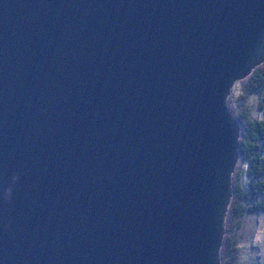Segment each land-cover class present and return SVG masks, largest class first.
<instances>
[{
	"label": "water",
	"instance_id": "95a60500",
	"mask_svg": "<svg viewBox=\"0 0 264 264\" xmlns=\"http://www.w3.org/2000/svg\"><path fill=\"white\" fill-rule=\"evenodd\" d=\"M263 60L264 0H0V264H220Z\"/></svg>",
	"mask_w": 264,
	"mask_h": 264
},
{
	"label": "trees",
	"instance_id": "16d2710c",
	"mask_svg": "<svg viewBox=\"0 0 264 264\" xmlns=\"http://www.w3.org/2000/svg\"><path fill=\"white\" fill-rule=\"evenodd\" d=\"M239 81L241 114H236L240 124L239 156L232 173V196L225 219V234L220 249V264H234L238 256L235 230L242 216L257 209L264 210V118L252 113L245 104V97L256 94L264 110V60ZM246 174V175H244Z\"/></svg>",
	"mask_w": 264,
	"mask_h": 264
},
{
	"label": "rangeland",
	"instance_id": "374dc122",
	"mask_svg": "<svg viewBox=\"0 0 264 264\" xmlns=\"http://www.w3.org/2000/svg\"><path fill=\"white\" fill-rule=\"evenodd\" d=\"M239 85V81L236 80L229 94L231 107L236 114H241ZM244 101L253 114L264 118V110L260 108L261 100L258 95L250 94ZM235 236L238 256L234 264H264V210L246 212L242 216L240 226L235 230Z\"/></svg>",
	"mask_w": 264,
	"mask_h": 264
}]
</instances>
